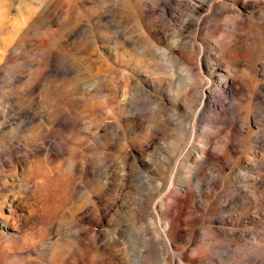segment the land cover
Masks as SVG:
<instances>
[{
  "label": "rangeland",
  "instance_id": "1",
  "mask_svg": "<svg viewBox=\"0 0 264 264\" xmlns=\"http://www.w3.org/2000/svg\"><path fill=\"white\" fill-rule=\"evenodd\" d=\"M258 238L264 0H0V264H264Z\"/></svg>",
  "mask_w": 264,
  "mask_h": 264
},
{
  "label": "bare ground",
  "instance_id": "2",
  "mask_svg": "<svg viewBox=\"0 0 264 264\" xmlns=\"http://www.w3.org/2000/svg\"><path fill=\"white\" fill-rule=\"evenodd\" d=\"M231 92L235 94L237 93V91L232 88L231 89ZM228 126V128H230L231 131H239V129L241 128H244L245 125H246V122L244 121H241V120H236L234 118L230 119L228 124H226ZM234 141V138L231 139L229 142H233ZM165 236V240H168L166 235ZM255 248L258 250V251H262L264 250V240L262 238H258L257 239V242H256V245H255Z\"/></svg>",
  "mask_w": 264,
  "mask_h": 264
}]
</instances>
